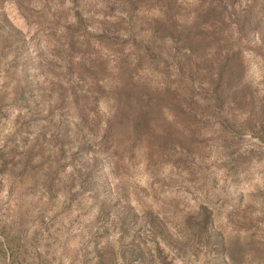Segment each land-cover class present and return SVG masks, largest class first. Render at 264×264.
I'll return each instance as SVG.
<instances>
[{
    "label": "rangeland",
    "instance_id": "rangeland-1",
    "mask_svg": "<svg viewBox=\"0 0 264 264\" xmlns=\"http://www.w3.org/2000/svg\"><path fill=\"white\" fill-rule=\"evenodd\" d=\"M53 2L0 0V264H264L260 39L241 48L242 98L183 127L158 102L152 125L138 126L142 85L174 87L172 71L145 60L117 75L134 62L136 32L95 28L100 14L93 36L70 43L44 17ZM157 6L141 5L132 30L145 33ZM206 24L210 52L221 39ZM110 116L109 137L94 138Z\"/></svg>",
    "mask_w": 264,
    "mask_h": 264
},
{
    "label": "trees",
    "instance_id": "trees-1",
    "mask_svg": "<svg viewBox=\"0 0 264 264\" xmlns=\"http://www.w3.org/2000/svg\"><path fill=\"white\" fill-rule=\"evenodd\" d=\"M53 1L44 17L52 33L65 36L70 43L81 42L83 31L93 36L90 26L98 21L100 14L102 18L95 28L104 25L105 31L116 37L124 26L136 32L133 36L134 62L116 68L117 75L127 72L129 65L135 67L145 60L172 71L174 87L167 86L162 92H156L150 82L142 85L145 93L141 114L135 121L138 126L145 122L152 125L158 102L161 110L157 112L164 117L175 114L180 119V127L185 122L194 124L208 117L214 106L219 112L227 101L242 98L236 77L243 72L242 62L238 65V61L241 48L246 45L245 39L256 35L261 41L259 51L264 50V0H67V7H64L66 0ZM145 3L159 6L149 11L145 33L133 31L138 23L134 16L143 14L139 8ZM112 5L120 9L116 16L104 12ZM43 12L39 11L42 15ZM42 15L38 18H43ZM202 23H207L206 32L212 39H221L213 51L209 52L208 41H203ZM112 120L111 116L107 117L105 128L99 132L93 130L92 136L101 135L105 141L113 130ZM92 159L93 164L100 162L96 154ZM5 237L12 263H21L26 259V250L22 249L19 237L12 234Z\"/></svg>",
    "mask_w": 264,
    "mask_h": 264
}]
</instances>
